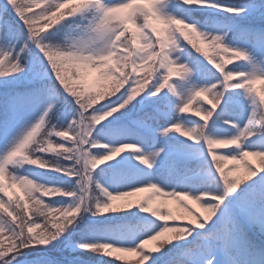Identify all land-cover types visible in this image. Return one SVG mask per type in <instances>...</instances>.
Instances as JSON below:
<instances>
[{
    "label": "snow or ice",
    "instance_id": "1",
    "mask_svg": "<svg viewBox=\"0 0 264 264\" xmlns=\"http://www.w3.org/2000/svg\"><path fill=\"white\" fill-rule=\"evenodd\" d=\"M172 4L179 13L167 10ZM204 12L221 15L202 25L193 14ZM70 20L76 35L68 31ZM197 41L238 63L225 69L207 53V60L192 59L188 45L196 48ZM0 45L11 49L0 53V88L6 90L0 110V264H115L104 258L113 252L134 254L138 264H264V175L254 179L264 173V87H255L264 85V0H3ZM175 52H187V58ZM68 67L95 69L109 87L87 89L66 75ZM197 97H210L211 107L197 105L194 115L203 122L192 126L183 114ZM138 99L140 108L133 103ZM232 103L242 117L250 109L242 126L224 118ZM218 122L235 133L217 135ZM114 125L126 136L150 133L152 147L158 137L179 133L203 151L197 159L168 140L149 152L134 141L102 143L100 136ZM16 127L21 133L10 143ZM228 146L234 147L216 151ZM129 148L143 167L126 161L98 167ZM101 149L105 154L93 151ZM248 157L261 161L259 173L245 163ZM201 161L215 187L201 192L164 182L200 168ZM228 163L233 169L226 173ZM241 164L249 176L242 186L236 174ZM109 172L114 184L102 179ZM43 173L54 174L59 185L41 182ZM9 188L22 195L14 199ZM145 191L152 195L134 208L143 216L114 204ZM154 197L160 198L157 207ZM186 199L200 204L203 219L183 205L192 217L187 223L154 224L176 219L168 200L181 205ZM132 219H143L149 230L111 223ZM168 233L175 235L158 249H146Z\"/></svg>",
    "mask_w": 264,
    "mask_h": 264
},
{
    "label": "rangeland",
    "instance_id": "2",
    "mask_svg": "<svg viewBox=\"0 0 264 264\" xmlns=\"http://www.w3.org/2000/svg\"><path fill=\"white\" fill-rule=\"evenodd\" d=\"M2 2H3V0L0 1V3H2ZM143 6L146 7L147 5H143ZM130 11H131L130 9L129 10H125L124 13H122V15H128V13ZM65 23L66 24H72V28L68 29V31L71 32L72 35H76V33L79 32V29L76 28V24H73L71 20L67 21ZM76 23L77 24H79V23H87V21H81L80 18H76ZM153 24L158 28V30H161L163 32L164 26L162 24L158 23L157 21H153ZM61 27H63V26H61ZM131 27L133 29L132 25H131ZM142 43H143V41L140 40V38H138V45L142 44ZM201 44H202L203 47H205V49L211 50L206 42L201 43ZM0 53H2V51ZM183 54H184V52L183 53L182 52H175L174 56H179L181 59H185V56H183ZM214 57H216L217 61L219 63L223 64L224 66L227 64L226 61H228V60L233 61L232 59H229V58L224 57V56H223L222 59H221L220 56H218V57L214 56ZM261 67H262V69H264V65H262ZM65 71H66V75L70 79L75 80L78 83L84 85L87 89L96 90L98 87H100L102 84H104V83L99 82V80H98L99 74L96 73L97 75H95V71H96L95 69H92V68L68 67V68H66ZM177 79H179V76L174 73L173 76L171 77V80H177ZM255 87L257 89H259V88H262V85L258 83V84L255 85ZM5 92H6L5 90L1 89V92H0V98H1L0 99V107H1V103H3V98L5 97L4 96ZM249 114H250V109L248 110V112H246L244 114V117H246ZM244 117L241 116V113H238L236 115L228 117L227 119H232V120H235V121H239L241 126H242L244 123H246V119ZM19 128L20 127H16L14 129H12V131H11L9 137H8V140H10V136L13 137V135L16 134L15 131L17 129H19ZM234 133H235V129H234ZM119 135L121 137L125 138L121 142L134 141V142L138 143L136 138L131 137V136H126V135L122 134V131L119 133ZM217 135H220V134H217ZM220 136H222V135H220ZM17 138H19V137H17ZM161 138L162 137H158L157 138L158 144L155 145V147H152L150 149L149 148L148 149L144 148L145 151L149 152V151H157V150H159V148L163 145L162 141H160ZM183 138L185 139V142L178 150L181 151V152L190 154L191 156H193V157L198 159L200 153L203 151V145H195V144L187 141L186 137H183ZM4 139H5V137H4ZM253 139H255V137ZM15 140H16V138H15ZM110 142H111V144H110L111 146H117L118 143H119L116 140H114V141L112 140ZM4 145H5V140H3V142H2L1 148L4 147ZM232 147H234V146H228L227 148H218V149H216V151L218 153H220V152L228 151ZM130 151H132L131 148L125 149V152L121 153L120 157L117 156V157L113 158V159H116V160L107 161V162H105V164L106 163H109V164H106V165L101 164L98 167L109 168V165L117 164L118 161L130 162L131 165H135L137 168L143 167V166H140L138 164V161L132 159V157H133L132 153H127V152H130ZM255 158L256 157H248L247 160L245 161V163H247L248 161L255 162V160H256ZM230 169H233V165L231 163H228L225 166V172H229ZM243 171H244V164H241L239 166V169H238L236 174L239 175ZM209 178H211V176L208 173V171L203 168V164H202V161H201V167L200 168H193L191 171H189L187 173H182V174H179V175L173 174L172 176L167 177L164 180V182L166 184H170L172 186H178L179 185V186L194 187V188H197V189L201 190V192H202V190L204 188H207V186H209L211 184L210 183L208 185L209 182H207V181H206L207 183H203L206 179H209ZM197 181H201V182L198 183ZM114 183H115V181H114V179L112 177V174H110L109 182L108 183L106 182L105 184H114ZM109 190H112L111 186H110ZM168 190H171V188H169ZM177 190H179V188H177ZM149 195H152V193H149V192H138V193H136L133 196L125 197V198H123L121 200H117V201L114 202V204L116 206H118V207L122 206V207H126L128 209H133V207L135 205L143 202V200L146 199ZM204 198L206 199L207 197H204ZM182 203H186V205L194 207V208H199L200 207L199 203L194 202L191 199H186V200L182 201ZM159 204H160V198L159 197H154L153 207H157V206H159ZM129 206H131V208ZM176 206H177V204L174 201H172V200H168L167 201V207L172 210V214H173L174 217H176V219L168 220V221H161V222H155L154 221V224H157V225L162 224V223H168L170 225L180 224V223L177 222L178 217H177V207ZM204 213L205 212L203 211V209H201V214L203 216H204ZM139 215L143 216L144 214H139ZM147 215H150V213H148ZM148 219H153V218L149 217ZM126 225L128 227L134 228L138 232H143V231L149 230V226L145 224L143 219H141L139 222L137 221L136 224L129 223V225L128 224H126ZM174 235H175L174 233H168V234H166L165 237H161L159 240L149 241V243L146 245V249H153V250L158 249L161 246L162 242H166L168 237L174 236ZM181 243H183V242H181ZM111 256L117 257V258H121V259H124L126 261H133L134 262L133 264H138V262H139V257L134 255V254L113 252Z\"/></svg>",
    "mask_w": 264,
    "mask_h": 264
},
{
    "label": "trees",
    "instance_id": "3",
    "mask_svg": "<svg viewBox=\"0 0 264 264\" xmlns=\"http://www.w3.org/2000/svg\"><path fill=\"white\" fill-rule=\"evenodd\" d=\"M219 1H220L221 4H227V3L229 2V0H219ZM169 6L172 7V12H173V13H179V12H180V9H179L175 4H172V5H169ZM219 15H221V14H218V15H214V14H212V13H211V14H205V13H197V14H193L194 18H196V19H200L202 25L204 24L205 20H206L208 17H211V16H219ZM130 33H131V32H129L128 34L130 35ZM196 48H199V47L196 46ZM196 48H193V49L196 50ZM9 49H10V47H9ZM18 51H19V46H17V47L15 48V50L12 51V54L15 55V53L18 52ZM196 52H197V51H196ZM23 55H25L26 57H28L29 59H31V57L28 56L27 53H25V54H23ZM107 88H108V87H107ZM107 88H103V89H100V90H101V91H104V90H106ZM201 102H202V101L198 102L197 105H201V104H202ZM202 105H203V104H202ZM205 107H209V106H205ZM209 108H210V107H209ZM117 115H120V114L117 113ZM187 116H188V117H191V118H186V119L192 121V122H193L192 124H194V123L197 122V121H196V120H197V117H196L194 114H193V115H190V116L187 115ZM53 122H55V121H53ZM154 126H155V125H154ZM111 135H113V138L117 139V141H122V140L125 139V138L121 137L119 134H117V135H115V134H111ZM131 137L141 139V140L144 141V142L147 141V143H151L150 138L147 139L146 136H143V135H142V136H131ZM177 143H179V141H177ZM258 161H259L260 166L262 167L261 161H260L259 159H258ZM248 165H250V164H248ZM250 166H251V165H250ZM251 167H252V166H251ZM253 168H254V167H253ZM24 172H25V170H21V172H20L19 174H24ZM255 178H256V177H255ZM255 178H254V179H255ZM39 179L41 180V182H45V183H47V182H49V181H52V182H56V183L59 185V181H58L57 177H56L54 174H51V173H48L47 176H45V175H41V177H39ZM242 182H243V183H245V182H249V176H248L247 169H246V171H245L244 176L242 177ZM211 187H215V185L212 184ZM0 195H3V194L0 193ZM16 197H17V196L15 195V196H14V199H15ZM5 199H7V198L5 197ZM45 199H46V200H48V199H53V197H46ZM183 205H184V204H181V205H178V206H177V209H178V211H179V213H180L181 218H182V219H185V220H187V219H190V220H191L192 217L188 215V213L185 211ZM57 206H59V205H57ZM30 207H31V205H30ZM188 209H189V208H188ZM191 212L194 213L193 211H191ZM196 216H197V215H196ZM102 219H106V218H102ZM36 231H40V229H36ZM107 259H110V260L115 261V264H132V263L121 262V261H118V260H116V259H114V258H111V257H108Z\"/></svg>",
    "mask_w": 264,
    "mask_h": 264
}]
</instances>
